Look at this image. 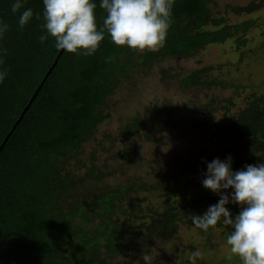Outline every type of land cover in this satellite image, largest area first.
Listing matches in <instances>:
<instances>
[{"label":"trees","instance_id":"trees-1","mask_svg":"<svg viewBox=\"0 0 264 264\" xmlns=\"http://www.w3.org/2000/svg\"><path fill=\"white\" fill-rule=\"evenodd\" d=\"M12 2L0 0V21L9 26L0 39V48L6 50L0 67L7 69L0 83V145L40 85L41 90L0 151V264H145L144 255L151 258L148 264H240L225 244L228 226L203 231L191 215L202 214V207L219 198L201 184L205 162L230 155L233 171L264 162L263 94H247L244 106L232 114L223 105L219 118L214 115L217 107L209 113L192 110L201 116L190 119V130L221 141L226 152L222 156L191 149L161 169L122 178L116 164L130 156L140 137L150 141L156 135L153 129L177 127L156 117L161 109L126 123L110 164L101 163L97 151L89 164L79 156L108 117L103 108L125 77L146 72L165 58H190L232 37L238 36V45L244 43L242 37L256 21L231 24L227 11L251 16L264 9V0L228 5L224 12L216 11V0H175L162 48L137 52L116 46L105 33L93 55L63 51L48 75L61 50L51 38L44 43L38 39L44 32L42 16L36 18L43 11L42 0H27L16 14L10 10ZM96 3L99 28L105 13ZM29 7L33 17L21 29L18 17ZM210 68L191 72L180 86L243 88L210 78ZM105 138L109 145H99L100 154L117 145L112 135ZM191 182L200 193H188ZM155 195L158 203L152 201ZM239 210L233 204L230 213ZM181 226L197 230L199 240L182 243Z\"/></svg>","mask_w":264,"mask_h":264},{"label":"rangeland","instance_id":"rangeland-1","mask_svg":"<svg viewBox=\"0 0 264 264\" xmlns=\"http://www.w3.org/2000/svg\"><path fill=\"white\" fill-rule=\"evenodd\" d=\"M216 1V11L224 12L228 5L243 6L250 0ZM227 12L231 24L251 19L256 21L253 26L249 27L246 36L242 37L245 42L238 45V36L232 37L225 43L208 46L190 58H165L156 61L153 67L146 72L129 74L125 77L115 92L109 96L103 108L108 117L98 126L94 139L82 146L79 159L84 164H89L91 153L96 151L101 163L110 164V155L119 151L120 141L123 138L118 136L124 131L126 123L135 116L142 121L158 109H161L156 116L159 120L164 119L170 123H177V127L166 128L162 132L153 129L156 135L150 141L140 137V143L132 149L130 156L118 160L116 167L121 168L120 173L124 176L119 174L117 178H127L126 175L132 179L141 177L154 169L163 168L175 155L184 156L191 149L212 150L218 156L226 153L222 152L223 143L209 133H195L190 130V119L201 116L192 110L195 108L209 113L212 107H217L214 115L219 118L224 112L223 105H226L228 112L232 114L244 106L247 94L264 95V26L261 25L264 21V9L251 16L236 15L230 10ZM205 67H213L208 73L210 78L225 80L243 88L236 90L233 89L234 87L223 88L222 86L211 88L180 86L182 78ZM107 135L115 137L117 145L109 152L100 154L99 145L105 148L109 145V141L105 138ZM125 161H128V164H125ZM194 183H190L188 193H200L193 186ZM155 196L152 201L158 203L160 199L157 195ZM208 206L202 207L203 211H206ZM232 206L233 204L227 206L229 211ZM180 233L182 243L191 239L199 240L198 231L192 227L181 226ZM197 249L194 247L192 251L199 252Z\"/></svg>","mask_w":264,"mask_h":264},{"label":"clouds","instance_id":"clouds-1","mask_svg":"<svg viewBox=\"0 0 264 264\" xmlns=\"http://www.w3.org/2000/svg\"><path fill=\"white\" fill-rule=\"evenodd\" d=\"M27 0H13L10 10L16 14ZM44 32L38 37L41 43L51 38L57 50L70 54L93 55L105 33L120 47L137 52L156 51L166 42L175 0H99L105 13L98 28L96 0H42ZM33 17V11L24 8L18 17L21 29ZM8 24L0 21V39L8 31ZM0 48V66L4 64ZM7 76V69L0 67V83ZM206 163L202 186L217 195L215 204L202 214L191 215L192 223L207 231L217 225L228 226L225 244L240 264H264V162L248 164L233 171L232 157L213 158ZM230 190V191H229ZM229 204L239 206L232 215ZM198 256L199 252H194ZM145 264L150 256L144 255Z\"/></svg>","mask_w":264,"mask_h":264},{"label":"water","instance_id":"water-1","mask_svg":"<svg viewBox=\"0 0 264 264\" xmlns=\"http://www.w3.org/2000/svg\"><path fill=\"white\" fill-rule=\"evenodd\" d=\"M64 50L60 51L59 56L56 58L53 67L48 71L47 75L50 74V72L53 70L54 66L57 64V61L60 57V55L63 53ZM44 80H46V77L44 78ZM41 90V85L36 89L35 93L33 94V96L31 97L30 101L28 102L27 106L23 109L19 120L16 122V124L13 126L12 131L6 136V138L4 139V142L0 145V151L2 150V148L4 147V145L6 144L8 138L10 137L11 133L13 132V130L15 129L16 125L20 122V120L24 117L25 113L27 112V110L30 108L31 104L33 103V101L35 100V98L37 97V95L39 94Z\"/></svg>","mask_w":264,"mask_h":264}]
</instances>
